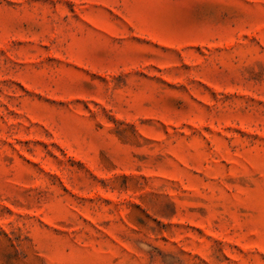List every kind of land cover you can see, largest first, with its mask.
<instances>
[{
	"label": "rangeland",
	"instance_id": "374dc122",
	"mask_svg": "<svg viewBox=\"0 0 264 264\" xmlns=\"http://www.w3.org/2000/svg\"><path fill=\"white\" fill-rule=\"evenodd\" d=\"M0 264H264V0H0Z\"/></svg>",
	"mask_w": 264,
	"mask_h": 264
}]
</instances>
